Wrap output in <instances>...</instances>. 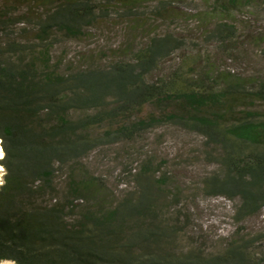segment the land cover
Listing matches in <instances>:
<instances>
[{
  "label": "trees",
  "instance_id": "trees-1",
  "mask_svg": "<svg viewBox=\"0 0 264 264\" xmlns=\"http://www.w3.org/2000/svg\"><path fill=\"white\" fill-rule=\"evenodd\" d=\"M148 1L0 0V262L264 264V231H232L214 251L179 247L182 221L168 223L162 210L181 191L176 185L167 200L159 193L168 174L157 175L150 157L117 199L88 171L84 159L96 146L171 123L199 134L203 158L217 166L201 178L202 192L237 200L239 223L264 207V76L222 75L200 63V51L162 65L185 39L150 28L174 10L155 0L146 13ZM263 3L212 0L216 44L234 51L232 17ZM145 28L144 44L131 46ZM119 31L125 41L105 64L52 61L57 52H94L92 43Z\"/></svg>",
  "mask_w": 264,
  "mask_h": 264
},
{
  "label": "rangeland",
  "instance_id": "rangeland-1",
  "mask_svg": "<svg viewBox=\"0 0 264 264\" xmlns=\"http://www.w3.org/2000/svg\"><path fill=\"white\" fill-rule=\"evenodd\" d=\"M166 1L174 10L173 14L168 12L167 19L157 17L149 20L150 28L160 33L169 32L184 37L185 48L177 50L162 65L169 67L181 64L186 53H194L197 57L200 51V63H210L222 75L264 76V54L259 41L264 36V3L248 7L232 17L238 29L236 35L239 37V46L229 52L223 50L220 44L217 45L216 39L210 34L216 22V19L210 18L212 0ZM158 7L157 1L151 0L143 4L141 10L150 13ZM147 30L150 29L136 32L131 46L143 45L147 39ZM124 41V34L119 31L110 38H100L92 43L91 47L95 46L94 52H57L52 54V61L58 62L56 65L105 64L112 57V49ZM97 45L104 48L98 51ZM100 131V128H96L94 133ZM202 141L199 134L168 123L146 131L134 140L96 146L87 153L84 161L88 171L100 176L117 199L134 188L135 173L143 159L150 157L157 167V175L163 171L168 174L167 186L164 192L159 190V193L165 195L167 200L171 199L176 185L181 191L179 201L162 210V216L168 223L176 222L177 216L182 221L179 247L201 245L214 251L229 238L232 231H264V207L259 214L239 223L233 217L237 200L202 192L201 178L217 168L215 163L203 158ZM0 167L1 183L5 168L2 163ZM0 264L15 263L3 260Z\"/></svg>",
  "mask_w": 264,
  "mask_h": 264
},
{
  "label": "bare ground",
  "instance_id": "bare-ground-1",
  "mask_svg": "<svg viewBox=\"0 0 264 264\" xmlns=\"http://www.w3.org/2000/svg\"><path fill=\"white\" fill-rule=\"evenodd\" d=\"M2 158V149H1V144H0V159ZM1 168V167H0Z\"/></svg>",
  "mask_w": 264,
  "mask_h": 264
}]
</instances>
